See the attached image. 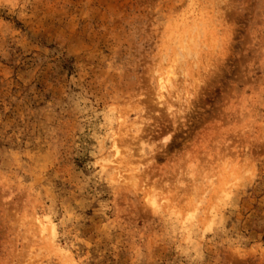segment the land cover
<instances>
[{
	"label": "rangeland",
	"instance_id": "rangeland-1",
	"mask_svg": "<svg viewBox=\"0 0 264 264\" xmlns=\"http://www.w3.org/2000/svg\"><path fill=\"white\" fill-rule=\"evenodd\" d=\"M0 264H264V0H0Z\"/></svg>",
	"mask_w": 264,
	"mask_h": 264
}]
</instances>
